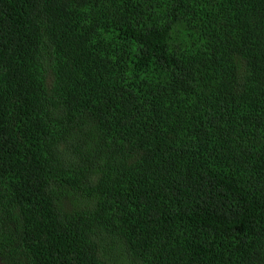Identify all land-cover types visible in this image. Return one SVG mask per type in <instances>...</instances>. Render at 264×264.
<instances>
[{
	"label": "trees",
	"instance_id": "16d2710c",
	"mask_svg": "<svg viewBox=\"0 0 264 264\" xmlns=\"http://www.w3.org/2000/svg\"><path fill=\"white\" fill-rule=\"evenodd\" d=\"M0 264H264V0H0Z\"/></svg>",
	"mask_w": 264,
	"mask_h": 264
}]
</instances>
